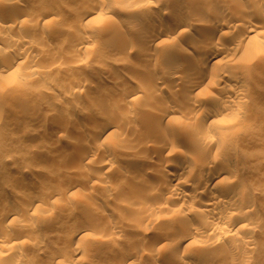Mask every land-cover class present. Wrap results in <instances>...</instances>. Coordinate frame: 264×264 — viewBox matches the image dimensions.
Returning a JSON list of instances; mask_svg holds the SVG:
<instances>
[{
    "label": "rangeland",
    "instance_id": "374dc122",
    "mask_svg": "<svg viewBox=\"0 0 264 264\" xmlns=\"http://www.w3.org/2000/svg\"><path fill=\"white\" fill-rule=\"evenodd\" d=\"M83 1L0 0V62L8 63V67L0 71V201L4 206L15 203L21 209L12 219L0 211V264H112L125 249L138 251L139 254L129 259L127 264H177L181 259L186 264H227L236 260L238 264H264V14H260L264 4L260 6L262 10L257 11L259 7L256 9V5L246 0H199L193 4L197 6L184 9L183 14L209 12L212 20L223 13L235 12L238 17L234 24L238 26L246 20L247 25L255 26L252 33L256 35L253 39L242 40L237 30L235 34L232 31L237 28L234 24L224 25L222 30L232 31L229 34L233 35L218 32L214 44L224 42L239 49L234 53L232 65L223 64L217 69L210 66L209 72L216 71L218 75L224 74L229 78L224 77V81L217 85L218 89L210 88L197 98H189L183 93L185 84L174 82L170 76L175 70L182 69L179 62H192L200 58L201 53L194 54L193 58L171 53L194 50L192 47L195 44L190 38L176 39L166 32L171 14H180L177 10H180L181 4H160L159 0H96L89 5L98 13L86 20L79 17ZM13 2L23 3L22 9L10 7ZM48 5L59 9V15L46 20L38 19L40 10ZM124 9L131 13L123 14ZM155 15L165 16L167 26L145 36L139 34L138 26ZM108 24L118 26L122 32L133 30L132 33L136 34L116 37L113 32H105ZM152 33L157 37L155 43L150 44ZM12 39L22 41L18 48L12 47ZM25 42L29 47L22 48ZM111 71L118 73L117 79L113 78ZM141 78L154 85V93L151 94L160 98L154 99L153 96L151 101L143 99L146 90L139 92L141 96L137 94L136 99L141 97L137 100L131 98L135 96L125 97L121 93L125 81ZM236 78L247 83L249 92L231 111H220L218 116L227 124L225 128L216 130L214 125H204L200 117L191 119L186 115L187 111H183L184 106L185 109L195 106L198 100L209 94L227 96L225 90V93L221 92V87L228 88L236 82ZM30 90L38 91L40 95L38 100L28 105ZM173 91L179 96V103L172 104L176 109L171 115L173 119L166 117V120H157V124L149 114L160 110L164 106L161 96ZM103 101L107 105L101 107L99 103ZM47 103L52 105L53 110L46 108ZM208 107L205 104V108ZM12 109L19 112V117L11 114ZM70 114L79 117L78 121L67 124L65 116ZM142 115L148 120L144 124L141 122ZM103 116L111 119L114 135L111 133L106 138L107 144L105 140L100 145L89 138L87 141L95 150L90 149L87 157H80L86 144L75 150L71 141L88 137ZM167 119L171 121L168 123ZM192 123L198 124L200 130L199 134L193 133L192 136L208 139L218 131L230 140L229 148L213 147L210 156L216 154L217 169L220 163H234L240 167L239 175L219 179L218 187L213 189L202 187L195 178V172L184 173L179 183L180 180L185 183L175 190L195 191L194 198L173 204L169 203L167 194L160 196L163 204L167 205L151 212L152 215L140 208L137 202L159 198L153 193L155 190L152 192L149 188L147 191V187L141 190L135 186L137 183H133L136 180L140 183L141 178L142 182L145 178L159 183L161 180L156 176L164 170L167 162L173 164L188 162L191 157H210L209 152L202 153L198 145L188 144L192 136L187 131ZM151 124L155 126L148 129ZM170 129L173 139L164 144L167 141L162 139L164 130L169 132ZM181 131L185 133L182 135ZM171 142L182 151L170 145ZM184 142H188L187 146ZM158 145L166 149L163 147V151L159 152ZM63 148L70 149L69 155L61 154ZM152 148H155L154 152ZM108 153L115 155L113 162H109ZM147 157L158 162H141ZM104 162L106 165L99 168ZM165 169L173 170L167 166ZM71 179L81 181L73 182L74 185ZM230 181L235 183L232 184L236 189L234 194L222 188L228 182L231 184ZM70 183L71 188H67L65 185ZM24 191L39 199L35 206L27 210L28 196H21ZM215 195L222 199L223 205L203 217L196 209L201 206V201L203 204L204 200ZM87 205H95L97 209L102 207L99 210L103 214H84ZM151 215L157 219L151 218L150 224ZM221 215L232 220L234 216H240L243 228L238 231L224 228L225 234L219 236L217 233V236L199 221L194 223L197 226L193 224L192 228L197 229V233L186 242L187 245L178 246L177 240L173 239L181 226H186V218L193 217L196 221L199 216L202 220L206 216L218 218ZM67 216L70 218L67 219ZM77 223H83L87 231L79 241L71 243L68 237ZM113 228H118L121 233L108 235ZM164 231L170 232V237L161 240V244L152 245V237L161 236ZM58 248L63 249V256L53 260L50 255ZM203 248H209L205 257L196 253ZM114 253L119 255L114 256Z\"/></svg>",
    "mask_w": 264,
    "mask_h": 264
},
{
    "label": "bare ground",
    "instance_id": "6f19581e",
    "mask_svg": "<svg viewBox=\"0 0 264 264\" xmlns=\"http://www.w3.org/2000/svg\"><path fill=\"white\" fill-rule=\"evenodd\" d=\"M96 0H85L82 2V8L83 10L80 12V15L79 17H83L85 18L86 20H90V17H94L95 13L97 12V10L93 7H91L89 4H94ZM160 1V4H168L169 3H172V4H181V8L180 10L176 9V8H173L175 11L177 10L180 14H171L170 16V20H171V23H169V25L167 26L166 23L167 21L165 20V16L163 17L162 15H155L154 18H151L148 20L147 23H142L140 24L139 29V34H142L145 36V34L147 33H150L152 32L153 30L157 29V28H162V27H165L164 25L167 26V30L166 32L167 33H171V35H173V37H175L176 39L179 37V38H190L192 39V41L194 42L195 46L192 47L194 50H185V51H170L171 53H176L177 55H187L191 58H193L194 54H200L201 53V56L200 58H196V59H193L192 62H188V61H185V63H180V68H182L181 70H178V71H174L170 78L173 79V81L176 83H179V84H185L184 86V91L183 92L184 94H186L189 98L190 97H193L195 96L197 98V96H200L201 94H203L204 92L210 90V88H214L215 90L218 89L217 88V85L223 80L224 81V77H226L224 74L223 75H218L219 73L216 72V71H211L209 72V67L210 66H214L216 69L218 67H220L221 65L225 64V65H232L234 62L233 60V57H234V53L236 51H238L239 47H236L234 44L231 45V44H226V43H220V44H214L215 42V37L217 35L218 32H220L221 34L222 33H225V34H229L230 32H234V34L236 33L235 31L237 30V33L238 35H240L241 39H253L254 37H256V35H254L252 32L255 31V26H251V25H247L245 22H243L242 24L241 23H237L238 26L234 23H236L237 21V17L238 15L236 16L235 15V12H227V13H223V15H221V17H219L218 19H211L210 18V15H209V12H206V14H192V13H184V9L186 7H190V6H197V5H193L195 4V2H198L199 0H159ZM205 1V0H204ZM207 1V0H206ZM243 1V0H242ZM249 4L251 3L252 5H256V9H259L257 11H260L262 9H260V6L264 4V0H246ZM79 2V1H78ZM200 2V1H199ZM203 2V0H202ZM149 3H152V2H149ZM148 3V4H149ZM238 3V2H237ZM79 5V3H77ZM143 4V3H141ZM145 4V3H144ZM153 4V3H152ZM159 4V3H158ZM171 4V5H172ZM201 4V3H199ZM241 4V3H240ZM245 4V2H243V5ZM22 5L23 3H20V2H13L11 3L10 7L12 8H16L18 10H21L22 8ZM81 5V4H80ZM151 5V4H149ZM242 5V4H241ZM240 5V7H241ZM76 6V5H75ZM144 6V5H143ZM142 6V7H143ZM205 6V5H204ZM78 7V6H76ZM246 7L248 8V6L246 5ZM80 8V7H79ZM111 8V7H110ZM147 8V7H146ZM150 8V7H149ZM192 8V7H191ZM194 9V8H193ZM196 9V8H195ZM207 9V8H205ZM243 9V8H242ZM252 9V8H251ZM173 10V11H174ZM183 10V11H182ZM208 10V9H207ZM206 10V11H207ZM41 12L38 14V19H50L52 16H55L56 14L59 15V12L60 10L53 7V6H50L49 5L44 8H42L40 10ZM189 11V10H188ZM195 11V10H194ZM230 11V10H228ZM171 12V11H170ZM98 13V12H97ZM122 13V11H121ZM124 13H131L129 10L127 9H124L123 10V14ZM259 13V12H257ZM260 14H264V8L262 11H260ZM57 16V15H56ZM55 16V17H56ZM146 19V18H145ZM147 20V19H146ZM145 20V21H146ZM168 24V23H167ZM233 25L234 24V27L236 26L237 28L232 30V31H226L224 32L222 30L223 26L224 25ZM116 25V24H115ZM107 26V25H105ZM120 26V25H119ZM225 28V26H224ZM135 29V30H136ZM134 30V32H135ZM223 31V32H221ZM105 32L106 33H114L115 35H117L116 37H130V36H133L135 35L133 32V30H129V31H125V32H122L121 29H119L118 26H114V25H110L108 24V26L105 28ZM138 32V31H137ZM157 32V31H156ZM154 33V32H153ZM152 33V37H150V44H152L153 42L155 43V40H156V35L154 36V34ZM194 33H197V34H194ZM232 34V33H231ZM229 34V35H231ZM148 35V34H147ZM223 35V34H222ZM233 35V34H232ZM237 35V34H236ZM228 36V35H226ZM159 37V36H158ZM174 38V39H175ZM178 38V39H179ZM224 38V37H222ZM230 38V37H229ZM13 41H11L12 43V47L14 48H18V46L22 43V41L18 40V39H12ZM83 40V38L81 39ZM88 40V39H87ZM219 40V39H218ZM241 40V41H242ZM84 41V40H83ZM81 41V42H83ZM178 41V40H177ZM80 42V43H81ZM217 42V41H216ZM220 42V41H219ZM241 43V42H240ZM158 44V43H157ZM239 44V42H238ZM132 45V44H131ZM130 45V46H131ZM133 46V45H132ZM29 47L28 43H23L22 45V48H27ZM134 47V46H133ZM132 48V47H130ZM147 49V48H145ZM144 51V50H143ZM146 53V52H145ZM149 55V54H148ZM183 60V59H182ZM192 60V59H191ZM190 60V61H191ZM184 61V60H183ZM8 67V63H1L0 62V71H3L5 68ZM174 69V68H173ZM112 70V69H111ZM180 71V72H179ZM117 72V71H116ZM178 72V73H177ZM216 72V73H214ZM111 75L113 76L114 79H117L118 78V73H114L113 71L110 72ZM140 77V76H139ZM229 78V76H227ZM226 77V79H227ZM239 78V77H237ZM236 78V82L232 85H230L228 88H226L224 85L221 87L222 88V91L223 93H225L223 90H225L228 94L227 96H220V95H214V94H209L207 95L206 97H203L201 98L200 100H198V104H196L195 106H188L186 109H185V106H184V109L183 111H187L185 112L186 115L189 117H191V119L196 118V117H200L201 118V123H204L205 124H212L214 125V127L216 128V130H219L221 129L222 127L225 128V126H227L226 123H224L221 118H219V114L221 113L220 111L222 110H226V111H231V109H233L236 104H241V100L242 97L244 95H246V93L249 92V86H247L246 84H244L241 80L237 79ZM189 81L191 82V84L189 83ZM120 82V80H119ZM190 85H188V84ZM186 84L188 86H186ZM115 86V85H114ZM219 86V85H218ZM251 86V85H250ZM153 89H154V85L152 84H148V80L146 79H136L135 81H125V83H123V88H122V91L121 93H123L125 95V97L128 95L130 96H135V97H131L132 99L135 98V100H137L138 98H141V97H138L136 99V96L137 94L139 95V92H142L143 90H146V96H143L144 94H142L143 96V99L145 98V100H149L151 101L150 99L153 98L152 96V92H153ZM154 93V92H153ZM119 94V93H117ZM115 94V95H117ZM39 93L38 91H35V90H30L28 95H27V99L30 101L28 102V105L29 103H31L32 101H36L38 100V97H39ZM224 95V94H223ZM141 96V95H139ZM159 97V96H158ZM158 97H155L154 96V99L158 98ZM162 97V103H163V107H161L160 110H157L155 112H151L149 115L151 116V119L153 120H163L165 119L166 117H170L171 118V115L172 113L176 110L172 104L173 103H179L178 102V98L179 96L175 93V91L173 92H168L166 95L164 96H161ZM160 98V97H159ZM130 99V98H129ZM192 99V98H191ZM134 100V99H133ZM132 100V101H133ZM153 100V99H152ZM131 101V100H130ZM104 102V101H103ZM101 102L99 104H101V107H104L107 105V102ZM205 104L209 105L208 108H205ZM264 105V103L262 104ZM46 108L49 109V110H53L52 108V105L50 103H47L45 104ZM72 106V105H70ZM75 106V105H74ZM172 106V107H171ZM183 107V106H182ZM237 107V106H236ZM235 107V109H236ZM52 108V109H51ZM67 108V106H66ZM182 109V108H181ZM207 109V110H205ZM62 110V109H61ZM63 111V110H62ZM87 111V110H86ZM85 111V112H86ZM11 114H13L14 116L16 117H19V112L15 111V110H11L10 111ZM84 112V113H85ZM90 112V111H89ZM89 112H88V116H89ZM93 112V111H92ZM61 113V112H60ZM63 113V112H62ZM69 113V112H68ZM87 114V113H86ZM143 116V115H142ZM145 116V115H144ZM144 116H143V119H142V123L144 124L145 122L144 121H148L146 120V118L144 119ZM149 116V117H150ZM173 116V115H172ZM64 117V116H63ZM189 117V118H190ZM79 118V117H78ZM78 118L76 116L73 115H68V116H65V121L66 123L68 124L69 122H76L78 121ZM173 119V118H171ZM190 119V122H193L191 121ZM219 119L221 120V122L219 121ZM166 120V119H165ZM154 121V123L156 122ZM157 121L156 123L158 124ZM170 122L171 120L167 119L166 122ZM168 122V123H169ZM90 123V122H89ZM153 123V122H152ZM155 123V124H156ZM162 123V122H160ZM142 124V125H143ZM156 124V125H157ZM154 124H151V125H148V129H149V126L154 127L153 126ZM160 125V124H159ZM192 126L190 127L191 129L189 130L188 128V131L187 133L190 135V137L193 135V133H197L199 134V131L198 130V124H194L192 123L191 124ZM96 126V127H95ZM94 126V132H93V128H92V132L88 137L85 136L84 139L82 140H78V139H74L71 141V146H73V148L76 150V149H80L82 148L85 144V148L84 150L82 151V153L80 154V157L83 158V156L85 155H88V153L90 152V149H92L93 146H91V144H89V141H87L89 138H93V141H95V143H97V145H100L99 143L100 142H104L105 140V143L107 142V137L112 133L114 132L113 130V123L111 121V119H109V117L107 116H103L101 117V119L98 121V123ZM147 126V124H146ZM201 126V125H200ZM93 127V126H92ZM158 127V126H157ZM156 127V128H157ZM231 126H229L230 128ZM146 128V127H145ZM146 128V130H148ZM154 128V130L156 129ZM160 128V127H159ZM181 128V127H180ZM153 129V128H152ZM173 129V128H172ZM170 129L169 132L166 130H164V133H163V137L162 139H166L165 143L166 144L167 142H169L170 140L169 139H173L171 138L172 134L170 133V131L172 130ZM177 129V128H176ZM175 129V130H176ZM179 129V128H178ZM200 129V128H199ZM203 129V127H202ZM158 130V129H157ZM174 130V129H173ZM198 130V131H197ZM215 130V131H216ZM184 131V130H183ZM181 131V133L183 132ZM186 131V130H185ZM192 134H190V133ZM202 132V130H201ZM200 132V133H201ZM214 132V131H213ZM175 133V132H174ZM185 133V132H184ZM182 133V135L184 134ZM113 134V133H112ZM111 134V135H112ZM114 135V134H113ZM161 135V134H160ZM199 136V135H198ZM207 136V135H206ZM210 136V135H209ZM225 136V135H224ZM112 137V136H111ZM202 137V136H201ZM200 136L199 137H195V136H192L191 137V142L188 143L189 145H198L200 147V149L202 150V153L204 152H209V156H210V151L213 147H226L225 149L229 148L228 146V139H226V137H223L218 131H217V134L214 133V135L212 134L210 137H208V139H205V137L203 136V138H201ZM229 137V136H228ZM113 138V137H112ZM175 141V140H173ZM172 141V142H173ZM109 142V141H108ZM170 143V145L172 144V146L174 145V143ZM178 143V142H176ZM185 143V142H184ZM185 143V145H186ZM232 143V142H230ZM102 144V143H101ZM107 144V143H106ZM162 144V143H160ZM179 144V143H178ZM93 145V144H92ZM169 145V146H170ZM188 145V146H189ZM228 145V146H227ZM231 145V144H230ZM170 146V147H172ZM184 146V145H183ZM187 146V145H186ZM232 146V145H231ZM234 146V145H233ZM232 146V147H233ZM163 147L165 148V146L162 145L161 148H159V145H158V148L157 150L159 152H162L163 151ZM174 147V146H173ZM231 147V149L233 150V148ZM168 148V147H167ZM176 149H180L177 148L176 144H175V147ZM174 148H170V149H174ZM182 148V147H181ZM186 148V147H185ZM94 149V148H93ZM92 149V150H93ZM97 149V148H96ZM155 149V148H152V150ZM166 149V148H165ZM164 149V150H165ZM192 149V148H191ZM219 149V148H218ZM224 149V148H223ZM222 149V150H223ZM229 149V150H231ZM70 151V149H68ZM68 150L66 149H62L61 151V154L62 155H67L69 152ZM95 150V149H94ZM151 150V151H152ZM177 150V151H178ZM181 150V149H180ZM220 150V149H219ZM167 151V150H166ZM171 153L173 152L172 150H169L167 152H170ZM176 151V150H175ZM182 151V150H181ZM226 151V150H225ZM71 152V151H70ZM154 152V150H153ZM157 151H155L156 153ZM180 152V151H179ZM193 152V151H192ZM196 152V151H195ZM231 152V151H229ZM201 153V154H202ZM234 153V151H233ZM232 153V154H233ZM113 153H108V159L110 160L109 162H113V158L115 159V155H112ZM169 153H167V156H168ZM195 154V153H194ZM215 154V153H213ZM69 155V154H68ZM93 155V154H92ZM171 155V154H170ZM200 155V154H198ZM84 156V157H85ZM202 156V155H201ZM199 156V157H201ZM87 157V156H86ZM146 157V155H145ZM159 157V156H158ZM180 157V156H179ZM186 157V156H185ZM89 158V157H88ZM148 158V157H147ZM144 158V160H141V162H153L154 160L151 158ZM163 158V157H162ZM181 158V157H180ZM230 158V157H229ZM143 159V158H142ZM219 160V159H218ZM227 160V159H226ZM225 160V161H226ZM167 161V159H166ZM105 162H107L105 160ZM104 163H101L99 168L103 167L104 165H106ZM154 162H158V161H154ZM227 162V163H226ZM225 163H220L218 169L215 167L217 165V159H216V154L215 156L211 155L209 158L207 157H202L200 159H195V158H192L188 160V162H183V161H177V162H174L173 164L171 163H168L165 164V167H169L171 169H173L172 171H168V169H165L164 167V170H160V172H158V179H159V183L157 182H152V181H148L147 179L145 180L144 178V182H142V179L141 178V181L140 183L138 182V180H136L135 183L133 184H136L135 186L138 187L139 189H145V187H147V191L149 189L152 190V192L155 190V192H153L154 194H156L159 198H156L155 200L153 201H149V202H143L141 200H139L137 203H139V207L142 208L144 211L151 213L154 211H157V210H160V208H163L162 206L166 203L163 204V202L160 200V196L162 197L163 195H166L168 196L167 198H170L169 199V203H177V202H184L186 201L187 199L189 200V198H194L195 196V191H177L175 189H177V187H180L182 184V181L180 180V183H179V179L181 177L182 174L184 173H192V172H195L197 176H195V178H197V182L200 183V185L202 187H211V188H217L218 185H219V179L223 180L225 179V177L227 178H230L229 176H232V178L236 177L239 175V168L233 163H228V161H226ZM147 163V164H148ZM162 163V162H161ZM110 164V163H109ZM107 165H108V162H107ZM98 169V168H97ZM204 171L207 173L204 174ZM212 171H214L212 173ZM209 172V174H208ZM212 175H211V174ZM157 175V174H155ZM183 176V175H182ZM94 177V176H93ZM189 177V176H188ZM191 177V176H190ZM194 177V176H193ZM77 178V177H76ZM184 178V177H183ZM187 179V178H186ZM191 179V178H190ZM80 179H78L79 181ZM140 180V179H139ZM77 179H71V183H75ZM77 181V182H78ZM81 181V180H80ZM231 184L228 182V184L224 185L222 188L225 192H229V193H232L234 194L233 192L236 190L234 189L235 186L232 185V184H235V183H232L234 181H230ZM236 182V181H235ZM69 183V182H68ZM70 183V184H71ZM73 183V184H74ZM66 184L65 186L68 188H71L72 184ZM74 184V185H75ZM161 185V186H160ZM195 185V184H194ZM62 186V185H61ZM134 186V185H133ZM200 187V186H199ZM63 188V187H62ZM67 188L64 187V189L66 190ZM133 188V187H132ZM137 188V189H138ZM193 188V187H191ZM237 188V187H236ZM134 189V188H133ZM143 190V191H145ZM195 190V188H194ZM199 192V191H197ZM21 196H24V197H27L28 196V200H27V205H26V208L25 210L27 209H30L32 206H35L38 202H39V199L37 200V198L35 196H33L31 193H29L28 191H24L22 192V195ZM154 197V198H155ZM166 198V197H165ZM210 198V197H209ZM41 200V199H40ZM166 201V200H165ZM200 201V199H199ZM192 202V201H190ZM7 203V202H6ZM131 203H133L131 201ZM185 203V202H184ZM15 204V203H14ZM12 204L11 206H9L10 204H7L6 206L2 205L1 204V201H0V211H4V216L5 217H8L10 219H12V216L15 215L16 213L18 212H21L20 208H18L19 206H16ZM201 206L199 208H197L196 210L198 211L199 214H202L203 217L204 215H206L207 213H214L215 210L217 207H219V205H223V201L220 197L218 196H212V198L210 199H207L206 201L204 200V203L202 204V201H201ZM91 205V204H90ZM167 205V204H166ZM165 205V206H166ZM180 205V204H179ZM178 205V206H179ZM184 205V204H183ZM95 206V205H94ZM94 206H89L87 205L86 208L84 209L83 213L84 214H92V215H98V214H103L101 213L99 209L101 208H96ZM169 206V205H168ZM177 206V207H178ZM182 206V205H181ZM186 206V205H185ZM98 207V206H97ZM184 207V206H183ZM223 207V206H222ZM172 207H170L171 209ZM188 208V207H187ZM225 208V207H224ZM223 208V209H224ZM166 209V207H165ZM170 209H168L169 211H171ZM177 210H180L178 208H176ZM190 209V208H189ZM193 209V207H192ZM104 210V209H103ZM102 210V211H103ZM175 210V209H174ZM173 210V211H174ZM176 210V211H177ZM191 210V209H190ZM194 210V209H193ZM225 210V209H224ZM1 212V213H2ZM172 212V211H171ZM189 212V211H188ZM195 212V210H194ZM153 213H151L153 215ZM197 213V212H196ZM220 213V212H219ZM148 214V213H147ZM193 214V212H192ZM195 214V213H194ZM3 215V214H2ZM151 215V216H152ZM200 215V216H202ZM214 215V214H213ZM217 215H220V214H217ZM71 216V215H70ZM70 216H67V219L68 217L70 218ZM149 216V215H148ZM150 216V219L149 221L151 220V218H155V216ZM198 216V215H197ZM199 216V218H201ZM215 216V215H214ZM210 217L208 218L207 216L204 218V219H199L197 218V220L195 221V218L193 219L192 218H186V226H181L180 230L178 232H176V234L173 236V239L174 240H177L176 242L178 243V246L179 245H187L186 242L187 241H190V239L192 238V236L197 233V229L194 230L192 227H193V224L197 223L200 221V223L203 224V226H208V228L214 232V233H218L219 236L222 234H225V230L224 228H227L228 230L230 231H235L238 229H240L241 227L243 228V219L240 218V216L237 218H235L236 216H234V220L225 217ZM195 217V216H194ZM118 218V217H117ZM246 218V216H245ZM66 219V218H65ZM148 219V218H147ZM157 219V218H155ZM260 219V218H259ZM258 219V220H259ZM117 221V220H116ZM115 221V222H116ZM148 221V220H147ZM154 221V219H153ZM156 221V220H155ZM154 221V222H155ZM247 221V220H246ZM152 221H150V224H151ZM75 223V222H74ZM149 223V222H148ZM263 223V222H262ZM194 224V225H195ZM138 226V225H137ZM197 226V225H195ZM206 228V227H205ZM223 228V229H222ZM206 230V229H205ZM208 230V229H207ZM87 230H86V227L84 226L83 223H77V225L74 227V229H72V232L70 234V236L68 237V241L72 243V241L74 240H78L79 238H81L82 234L85 233ZM121 230H119L118 228L117 229H112V230H109V232L107 233L108 235H117V234H120ZM200 231V230H199ZM199 233V232H198ZM227 233V232H226ZM124 233L122 232L121 235H123ZM217 234V236H218ZM214 235V234H213ZM227 235V234H226ZM2 236V235H0ZM81 236V237H80ZM4 237V236H3ZM2 237V238H3ZM168 237H170V232H162L161 233V236H156V238H154V236L152 237V241L150 243H152V245H156L157 243L158 244H161V240L163 241V239H167ZM214 237V236H213ZM9 236L6 238L8 239ZM117 238V237H116ZM227 238V237H226ZM1 239V238H0ZM67 239V238H66ZM2 240V239H1ZM79 241V240H78ZM2 242V241H1ZM68 242V243H69ZM247 242H249L247 240ZM164 243V242H163ZM246 243V242H245ZM70 244V243H69ZM68 244V245H69ZM1 245H3L1 243ZM149 245V244H148ZM164 245V244H163ZM162 245V246H163ZM5 246V245H4ZM70 246V245H69ZM177 246V247H178ZM1 249V248H0ZM134 249V248H133ZM209 249V248H208ZM208 249H199L198 252V255L201 256V257H205L206 254H208ZM63 249H55L52 251L51 253V258L54 260V259H57L59 256H63ZM83 250V249H82ZM126 251H123L119 257H117L115 262H111L112 264H127L129 262V259L131 260L132 257H137V255H139L135 250L134 251H130V250H127L125 249ZM115 251V250H114ZM116 255L114 256H117V254L119 255V253H114ZM196 255V254H195ZM70 256V255H69ZM73 257V256H72ZM72 257H71V260H72ZM113 259V258H112ZM133 259V258H132ZM216 258H214L215 260ZM194 262V261H193ZM52 264V262H50ZM188 263V262H187ZM47 264V263H46ZM78 264V263H77ZM177 264H186L183 262V260H179ZM190 264V263H189ZM192 264H197V263H192ZM215 264V263H214ZM217 264V263H216ZM227 264H238L237 263V260L234 262V261H229L227 262Z\"/></svg>",
    "mask_w": 264,
    "mask_h": 264
}]
</instances>
